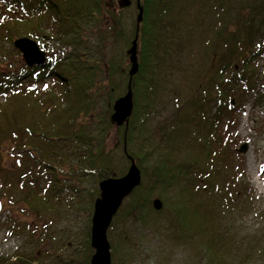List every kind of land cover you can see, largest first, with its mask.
<instances>
[{"label":"trees","instance_id":"1","mask_svg":"<svg viewBox=\"0 0 264 264\" xmlns=\"http://www.w3.org/2000/svg\"><path fill=\"white\" fill-rule=\"evenodd\" d=\"M139 4L137 29V17L129 24V7L118 0H0V215L8 207L26 211L33 217L27 233L40 234L42 247L59 233L51 232L46 215L61 213V190L79 191L66 179L94 182L86 191L92 219L100 182L124 176L131 158L143 179L117 214L163 230L167 243L189 248L201 263L231 264L233 233L225 230L224 216L251 209L255 197L235 163L234 115L246 104L240 88L252 90L264 55V0ZM18 38L70 52L58 57L47 50L42 65H4ZM136 38L139 71L131 80L129 50ZM188 61L191 72L183 70ZM175 75L183 76L179 84ZM129 85L134 109L128 127H119L112 122L113 104ZM163 108V122L151 130ZM113 133L120 145L112 146ZM155 199L161 210L154 209ZM91 219L81 247L61 240L45 246L41 257L33 251L0 264H90ZM125 231L121 246L134 248V236ZM116 252L111 244L112 259ZM133 257L130 248L122 264Z\"/></svg>","mask_w":264,"mask_h":264},{"label":"rangeland","instance_id":"2","mask_svg":"<svg viewBox=\"0 0 264 264\" xmlns=\"http://www.w3.org/2000/svg\"><path fill=\"white\" fill-rule=\"evenodd\" d=\"M118 1L122 2V0ZM136 17L137 8L134 0L126 11L125 18L131 24ZM47 32L52 33V27L49 26ZM55 45L56 43H51L44 50H54L55 53H59L57 54L58 57L70 52V48L61 47L59 49L55 48ZM13 48L16 51L13 52L11 57L6 58L4 65L9 63L17 64L22 60L24 62L22 52L15 47L14 43ZM112 55L113 53L109 56ZM130 63L129 68H131ZM199 67L200 65L197 66L195 72L190 74V76H195ZM192 69V61H188V64L183 67V70L187 72H191ZM175 78L178 79L177 84L183 80L182 75H175ZM252 82L254 86L250 92L245 91L244 87L240 88L246 104L241 111L234 115L237 124L233 129L234 137L236 138L233 147L237 150L235 163L241 173V180H247L250 183L255 197L252 201L253 206L251 209L237 210L232 216L233 218L224 216L225 230L228 231L231 228L233 233V243L228 246L233 249L234 258L232 257L231 264H262L261 259L264 253V191L254 183L255 176H258L260 182L264 184V55L260 57L255 65ZM47 83H52V79H48ZM216 110H218L217 105L214 106L213 112ZM166 112L165 108L159 110V113L155 112L156 114L150 124L151 130L163 122ZM225 121L227 124L228 119ZM147 129L150 131L149 124ZM225 139L229 141L232 139L230 132L227 137L225 136ZM244 143L248 144L246 154L238 152V149ZM116 144L120 145V142H118L116 133H113L112 146ZM119 151L121 152V148H119ZM66 180L67 184L76 186L79 191L76 193L72 189H62L59 194L60 204H58L61 213L57 214L53 211L46 215V218L52 221L51 232H59L56 237L47 244L43 242V246L41 247L40 244L38 247L41 235L37 233L36 236L32 237V234L27 233L28 231L26 230L27 224L33 217L28 216L26 211L20 210L16 206L8 207L0 215V259H6L16 254L23 257L25 253H32L33 251H38L39 257H41L46 247H55L61 240L75 242L78 247L84 245L88 222L91 219L88 212L91 196L86 191L94 186V182L90 180L84 184H78L75 178ZM81 187L85 189L83 193ZM131 200L132 196L125 199L121 208L122 211ZM121 216V212L117 214L114 219L115 223L112 222L114 224H111L108 230V240L110 244L117 248L112 264H122L125 254L130 248L134 252V257L131 260H127L130 264H208L206 260H202L201 263L200 258L195 259L192 257L189 248L171 246L167 243L164 238L166 232L163 230L157 232L149 228V226L141 228L132 219H122ZM125 230H128L134 236L136 243L134 248L125 244L121 246V237L123 232H126ZM123 252L125 253L122 254Z\"/></svg>","mask_w":264,"mask_h":264},{"label":"water","instance_id":"3","mask_svg":"<svg viewBox=\"0 0 264 264\" xmlns=\"http://www.w3.org/2000/svg\"><path fill=\"white\" fill-rule=\"evenodd\" d=\"M133 0H122L120 6L127 8ZM139 14L137 16V29L143 20V8L137 3ZM137 38L129 50L131 68L130 79L138 73L139 63L137 56ZM14 45L19 49L25 62L29 66L42 65L45 63L47 53L41 49L37 42L28 38H18ZM134 109V97L131 85L123 96L119 97L113 104L112 122L121 127H128L129 118ZM248 144L244 143L238 149L239 153L246 154ZM142 183V172L136 162L130 158V166L127 173L120 178H107L99 184L100 196L95 200L94 210L91 219V247L94 253L90 264H112L111 244L108 240V230L111 227L114 217L133 191ZM153 207L161 210L163 203L160 199L153 201Z\"/></svg>","mask_w":264,"mask_h":264},{"label":"bare ground","instance_id":"4","mask_svg":"<svg viewBox=\"0 0 264 264\" xmlns=\"http://www.w3.org/2000/svg\"><path fill=\"white\" fill-rule=\"evenodd\" d=\"M254 183H256L258 187L261 188L262 191H264V184L260 182V179L258 176H255Z\"/></svg>","mask_w":264,"mask_h":264}]
</instances>
